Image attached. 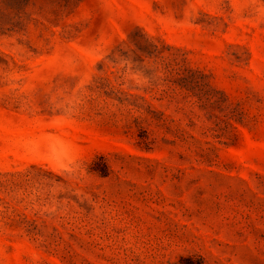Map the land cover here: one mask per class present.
<instances>
[{
	"label": "rangeland",
	"instance_id": "1",
	"mask_svg": "<svg viewBox=\"0 0 264 264\" xmlns=\"http://www.w3.org/2000/svg\"><path fill=\"white\" fill-rule=\"evenodd\" d=\"M0 264H264V0H0Z\"/></svg>",
	"mask_w": 264,
	"mask_h": 264
},
{
	"label": "trees",
	"instance_id": "2",
	"mask_svg": "<svg viewBox=\"0 0 264 264\" xmlns=\"http://www.w3.org/2000/svg\"><path fill=\"white\" fill-rule=\"evenodd\" d=\"M101 175H102V176H105V173H104V172H101Z\"/></svg>",
	"mask_w": 264,
	"mask_h": 264
}]
</instances>
